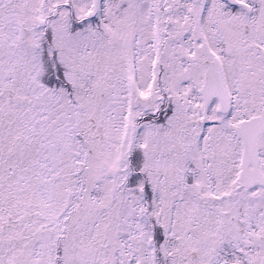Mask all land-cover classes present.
<instances>
[{
    "label": "snow or ice",
    "instance_id": "obj_1",
    "mask_svg": "<svg viewBox=\"0 0 264 264\" xmlns=\"http://www.w3.org/2000/svg\"><path fill=\"white\" fill-rule=\"evenodd\" d=\"M0 264H264V0H0Z\"/></svg>",
    "mask_w": 264,
    "mask_h": 264
}]
</instances>
